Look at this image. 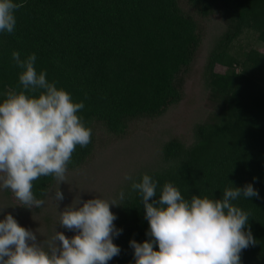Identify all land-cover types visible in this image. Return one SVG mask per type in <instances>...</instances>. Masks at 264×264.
Masks as SVG:
<instances>
[{
	"label": "trees",
	"instance_id": "16d2710c",
	"mask_svg": "<svg viewBox=\"0 0 264 264\" xmlns=\"http://www.w3.org/2000/svg\"><path fill=\"white\" fill-rule=\"evenodd\" d=\"M13 2L23 7L14 13L15 31L0 32V102L8 92L22 90L18 79L22 70L15 66L12 53L19 52L21 59L35 53L37 72L46 71L49 82L69 92L74 102L83 101L78 115L92 130L91 143L77 146L72 154L66 183L58 186L52 176L33 182L35 197L45 202L31 210L41 222L36 225L51 231L59 226L58 202L51 207L49 196L58 188L69 190L76 176L134 154L131 163L136 164L148 155L152 164L129 175L137 182L144 174L151 176L157 182V198L166 182L188 200L193 195L220 199L226 188L251 184L259 198L241 196L232 202L249 214L245 231L250 230L255 241L242 251L241 264H264V53L251 49L240 58L229 51L245 32L255 34L264 45V0ZM206 38L210 45L203 86L214 107L205 120L192 125L190 143L165 139L159 130L154 144L139 146L140 155L128 140L123 153V147L113 152L119 155L117 160L104 161L101 156L95 160L98 129L112 139H126L133 124L158 119L181 101L183 75ZM217 64L226 71L216 72ZM123 180L116 196L121 190L125 196L117 200L113 222L122 233L112 237L121 251L108 264H135L130 241L150 239L141 197L131 189V181ZM2 208L13 217L28 209Z\"/></svg>",
	"mask_w": 264,
	"mask_h": 264
},
{
	"label": "clouds",
	"instance_id": "9594fccd",
	"mask_svg": "<svg viewBox=\"0 0 264 264\" xmlns=\"http://www.w3.org/2000/svg\"><path fill=\"white\" fill-rule=\"evenodd\" d=\"M21 7L0 0V32L15 31L14 13ZM12 60L22 70V90L8 92L0 102V189L11 190L25 208H41L45 202L35 197L33 182L52 176L58 186L66 183L72 154L91 143L92 130L78 115L83 101L74 102L69 92L49 82L46 71L38 73L35 53L21 59L14 51ZM124 179L141 197L149 225L150 239L130 241L135 264H241L242 251L255 243L251 231H245L249 214L232 203L241 196L259 198L251 184L226 188L220 199L193 195L188 200L170 182L157 198V182L147 174L138 182L128 174ZM124 196L121 191L119 200ZM52 198L59 202L64 195L58 188ZM80 205L78 198L59 212V225L76 234L69 238L55 230L47 249L31 230L5 215L0 220V264H108L121 251L112 237L122 229L115 228L117 217L110 210L120 203L93 198Z\"/></svg>",
	"mask_w": 264,
	"mask_h": 264
},
{
	"label": "rangeland",
	"instance_id": "374dc122",
	"mask_svg": "<svg viewBox=\"0 0 264 264\" xmlns=\"http://www.w3.org/2000/svg\"><path fill=\"white\" fill-rule=\"evenodd\" d=\"M216 17L217 16L214 15V18ZM202 26L204 27L203 24ZM205 37H207L206 33H204V38ZM206 41L207 38L204 43L201 44V48L196 54L189 70L183 75L181 101L166 114L164 113V116L158 119L142 120V122L133 124L126 133V139H112L105 136V133L98 129L97 134L100 148L98 149L99 155L95 157V160L100 156L104 161L106 159L109 160L110 157L117 160L119 155L117 154L114 156L112 155L113 152H119L123 146L128 144V140H131L130 143H134L135 149L140 152L141 150L138 149L140 145L149 144V142L154 144V141L159 139L156 133V131L159 132V130H162L160 133H165V135L163 134V138L165 139L168 137H176L186 143H190L192 140V125L199 119L205 120L209 114L208 112L214 107V103L207 95L208 93L204 91L203 86V75L206 61L204 58L206 52L209 50L208 45H210ZM251 49L264 53V45L258 42L256 35L252 32H245L233 42L229 51L232 55L242 58V54ZM214 69L218 73L226 71L225 66L218 64L215 65ZM235 70L238 71L239 68L236 67ZM142 137L143 139H138ZM125 148L126 147H123L121 153H123ZM158 152L159 151L157 150L154 154H157ZM140 154L141 152L139 155ZM135 155L136 154L123 158L120 162L117 160L113 165H111V163L100 164L96 167L90 168L86 173L73 178L71 186L70 183L67 184V187L70 186L69 190H66V192L64 190L61 191L64 195V199L58 202V210L62 212L66 207L72 205V203L75 204L78 198L81 200L80 206H82L84 201L93 198H102L108 201L115 199L120 201L119 196H116V193L118 191V186L123 185L125 174H132L135 170H139L144 166L146 167L152 164V161L148 159V155L143 159H139L136 164L131 163V159ZM53 196L54 194L52 192L49 196V204L51 207H55L56 203L52 198ZM11 205L15 207L21 206L11 190L0 189V208H2V206ZM31 210L33 209H25V211L20 212L19 216H14V219L20 226L31 230L35 235L37 234V243H42V246L45 247V249L47 241L55 234V230L63 232L69 238L76 234L74 231H70L60 225L56 228L53 227L55 228L53 231H51L50 227L39 228L37 225L41 222L37 216L34 217V213L31 212ZM110 210L117 215V206L110 205ZM7 214L11 213L7 210L0 211V220H3ZM52 224L53 222H51V225ZM49 231L51 232L47 235V238L43 237V234H47Z\"/></svg>",
	"mask_w": 264,
	"mask_h": 264
}]
</instances>
